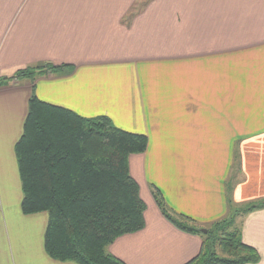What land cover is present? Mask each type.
I'll list each match as a JSON object with an SVG mask.
<instances>
[{"label": "crops", "instance_id": "1", "mask_svg": "<svg viewBox=\"0 0 264 264\" xmlns=\"http://www.w3.org/2000/svg\"><path fill=\"white\" fill-rule=\"evenodd\" d=\"M146 2H0V78L67 64L0 86V264H76L46 253V212L21 211L14 146L32 93L147 136L128 161L145 225L107 247L125 264H184L201 249L162 215L155 188L206 230L264 200V0ZM235 222L258 254L245 264H264V208Z\"/></svg>", "mask_w": 264, "mask_h": 264}, {"label": "trees", "instance_id": "2", "mask_svg": "<svg viewBox=\"0 0 264 264\" xmlns=\"http://www.w3.org/2000/svg\"><path fill=\"white\" fill-rule=\"evenodd\" d=\"M67 64L36 67L40 74ZM35 69L18 70L0 85ZM147 136L114 126L107 116L84 117L32 93L23 130L14 146L21 184V211L46 212L44 249L54 260L76 264H125L107 252L118 237L141 230L145 204L129 170V157L143 153ZM153 196L162 215L181 231L197 234L202 246L184 264H245L258 261L241 239L236 217L264 208V200L247 204L202 233L195 221L170 213L158 189Z\"/></svg>", "mask_w": 264, "mask_h": 264}, {"label": "rangeland", "instance_id": "3", "mask_svg": "<svg viewBox=\"0 0 264 264\" xmlns=\"http://www.w3.org/2000/svg\"><path fill=\"white\" fill-rule=\"evenodd\" d=\"M7 2V4H6V8L7 7H9V3H10V5H13L14 3H17V2H19V0H0V2ZM24 1H27V3L30 5V6H33L35 3H37L38 2V0H24ZM42 1H49V0H41V2ZM50 1H54V2H57L58 4L60 3V2H62L63 0H50ZM73 1V0H72ZM138 1V0H137ZM140 1H144V2H146V0H140ZM149 1L150 0H147V2L146 3H149ZM4 10H6V9H4ZM28 10H34V9H31V8H29V6H27V7H25V9L23 10V11H28ZM59 10H60V8H59ZM4 17H9V13H4V15H3ZM43 66V65H42ZM42 66H37V67H42ZM29 68H34V69H37L36 68V66H29ZM41 75V74H40ZM25 78V77H24ZM27 78V77H26ZM11 82H13V83H17L18 82V79H14L13 81H11ZM11 82H9V83H11ZM1 86V85H0ZM28 112V111H27ZM130 170V169H129ZM205 230H206V228H204Z\"/></svg>", "mask_w": 264, "mask_h": 264}, {"label": "water", "instance_id": "4", "mask_svg": "<svg viewBox=\"0 0 264 264\" xmlns=\"http://www.w3.org/2000/svg\"><path fill=\"white\" fill-rule=\"evenodd\" d=\"M200 231H201L202 233H206V230H205V229H200Z\"/></svg>", "mask_w": 264, "mask_h": 264}]
</instances>
